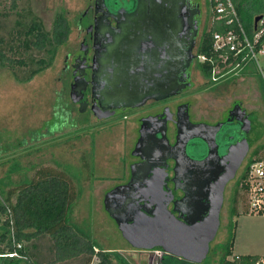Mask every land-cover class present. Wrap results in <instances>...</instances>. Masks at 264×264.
<instances>
[{
    "label": "rangeland",
    "instance_id": "374dc122",
    "mask_svg": "<svg viewBox=\"0 0 264 264\" xmlns=\"http://www.w3.org/2000/svg\"><path fill=\"white\" fill-rule=\"evenodd\" d=\"M86 1L0 0L1 46L5 49L11 46L16 57L27 60L26 65L13 69L0 67V189H3L0 201L8 188L35 176L39 167L46 168L61 172L77 193L69 208L68 220L87 232L97 248L116 250L124 259L121 263L114 258L117 264H215L231 231H234V243L229 257L237 253L264 254V214L244 210L240 188L243 164L251 156L264 154V133L224 187L220 225L200 262L164 252L160 257H153L149 249L131 246L115 224L119 212L114 213L106 201L108 193L130 177L139 121L162 105L186 101L191 122L216 123L225 118L226 108L237 99L247 109L255 110L264 125V53L259 54L257 63L225 67L224 74L216 80L206 77L195 62L190 66L192 84L188 89L169 98L122 109L103 120H97L89 111L77 109L70 113L65 101L71 68L64 62L66 54L78 47V23H85L88 18L80 14ZM194 1L200 6L198 42L212 18L206 0ZM57 11H62L70 22L67 39L59 45L48 42L42 49H25L24 31L30 23L38 21L50 31ZM40 58L47 65L24 80L39 65ZM173 128L174 123L170 121V134ZM4 216L1 213L0 220ZM7 240V236L0 238V246ZM22 245L26 255L0 256V264H85L84 254L50 262L54 250L48 235L22 241ZM96 260L93 256L91 263Z\"/></svg>",
    "mask_w": 264,
    "mask_h": 264
},
{
    "label": "flooded vegetation",
    "instance_id": "af4514ba",
    "mask_svg": "<svg viewBox=\"0 0 264 264\" xmlns=\"http://www.w3.org/2000/svg\"><path fill=\"white\" fill-rule=\"evenodd\" d=\"M199 12V3L194 0H87L80 12L82 17L86 15L88 18L85 23H78V47L66 54L67 60L64 62L71 68L67 83L68 100L65 101L69 112L77 109L89 111L97 120H103L122 109L142 105L153 99L169 98L188 89L192 84L191 65H184L190 41V25L198 26L194 40L197 43ZM126 77H132L133 80L127 90L126 83L130 84L131 80L126 82ZM240 107L250 111L241 101L232 100L226 108L225 118L216 123L187 121L189 102L186 101L162 105L142 117L133 144L135 160L131 162L130 177L106 197L114 213L121 214L125 210L122 201L134 177L145 170L149 171L152 166L154 168L158 158L167 155L178 158L176 164L173 157H168L171 164L169 177L165 181L170 188L167 207L173 208L172 198L176 196L174 187L183 189L178 193L184 195V209L186 204L194 203L195 200L189 196L191 189L196 186L203 188L205 183L211 184L222 165L227 166V162H220L216 154L206 157L213 133L216 132V142L222 146L220 153L225 152L226 146L236 140ZM168 109L178 114L175 119L166 117L165 110ZM170 121L174 123L172 134L168 132ZM195 137L200 139L199 142ZM195 146L203 147V150L199 152L194 149ZM181 152L194 162L196 159L206 160L202 164H195ZM247 161L242 166L240 180L242 174L246 173ZM174 163L178 171L176 180H173ZM149 174L153 175L149 183V191H152L149 196L154 199L158 187V170L150 171ZM202 201H207V197H203ZM119 206L122 209H118ZM204 212L205 209L191 218H198Z\"/></svg>",
    "mask_w": 264,
    "mask_h": 264
},
{
    "label": "trees",
    "instance_id": "16d2710c",
    "mask_svg": "<svg viewBox=\"0 0 264 264\" xmlns=\"http://www.w3.org/2000/svg\"><path fill=\"white\" fill-rule=\"evenodd\" d=\"M233 2L245 30L252 33L255 15H264V0H233ZM190 26V41L184 66L197 62L204 75L211 78L213 65L211 59L217 57V52L212 47V33L215 30L222 31L225 27L218 21H212L210 27L203 30L199 41L195 44L198 26ZM69 31L68 18L62 11H57L53 16L50 31L44 29L38 21L31 22L24 31L25 40L22 45L25 49L29 47L42 49L48 42L59 45L67 39ZM260 41H264V31ZM1 45L0 39V67L13 69L17 65L27 64L25 57H16L11 46L5 49ZM202 55L204 58L199 60L198 57ZM231 56L232 54H229V59ZM37 62L39 65L31 70L24 80H29L33 74L47 65L46 60L41 58ZM252 157H249L247 162ZM35 174L8 188L5 197L0 201V214H5L1 222L3 229L0 238L2 240L5 236L8 238L4 244H1L0 253L16 249L19 255H26L22 241H29L44 234L48 235L53 243L54 257L50 262L66 260L81 254L86 256L85 264H117L115 260L124 261L116 250L97 248L94 239L87 232L68 220V211L77 193L61 172L39 167ZM244 175L245 172L242 176ZM7 182L8 180L5 183ZM2 190L0 189V193ZM13 193H15L14 199L11 200ZM17 243L21 246L17 247ZM233 243L234 231H231L229 238L223 243L224 250L215 264H254L260 259L264 260V254L259 253H237L229 257ZM93 256L97 260L91 263Z\"/></svg>",
    "mask_w": 264,
    "mask_h": 264
},
{
    "label": "water",
    "instance_id": "95a60500",
    "mask_svg": "<svg viewBox=\"0 0 264 264\" xmlns=\"http://www.w3.org/2000/svg\"><path fill=\"white\" fill-rule=\"evenodd\" d=\"M260 17H262V14L255 15L254 25H256ZM131 79L132 77H126V82ZM132 82L133 80H131L130 84L126 83V90L132 86ZM239 110H241V117L236 130V140L226 146L225 152L220 153L222 146L219 145L218 141L216 142L215 132L212 134L211 143L209 144L211 148L208 146L209 152L206 159L213 153L218 156L220 162H227V166L223 167L221 164L222 168L218 176L212 179L211 184L208 183L207 185L205 183L206 185L203 188L196 186L191 189L189 196L195 201L192 204H186L188 206H186V209L183 208L185 205H182L184 203L182 201L184 195L180 196V192L178 193L179 190H183L182 187L173 188L176 195L172 198L174 202L173 208L169 209L167 207L170 188L165 181L169 177L168 171L171 164L169 158L173 157L177 164L178 158L176 156L167 155L158 158L154 168L152 166L149 171L145 170V172L139 173L136 178L134 177L122 201V206L125 208L122 211H126V215L122 212L119 216H116L115 223L121 235L131 246L146 249L159 246L166 254L182 257L190 261H202L209 251L210 241L216 235L220 225V212L223 204L225 184L235 175L236 169L248 149L264 133V125L258 120L255 110L246 111L241 107ZM165 113L167 118L173 119L178 115L172 112L171 109L165 110ZM186 119L190 122L188 114ZM187 138H191V135ZM166 142L169 144L167 139ZM194 149L200 152L203 147L196 148L195 146ZM180 154L188 158L182 152ZM206 159H196V163L191 159L189 160L195 164H202ZM175 163L173 165V180H176V174L178 173ZM153 170H158L159 175L157 177V194L154 199L149 196L152 192L149 191V188H151L149 183L153 178V175L149 174V172ZM204 194L207 197L205 202L202 201L203 197H205ZM140 201L142 203H139ZM121 207L119 206L118 209H122ZM203 209H205L204 214L198 218H191L195 217L199 211L202 212ZM187 214L190 215L187 216Z\"/></svg>",
    "mask_w": 264,
    "mask_h": 264
},
{
    "label": "built area",
    "instance_id": "2783aa9c",
    "mask_svg": "<svg viewBox=\"0 0 264 264\" xmlns=\"http://www.w3.org/2000/svg\"><path fill=\"white\" fill-rule=\"evenodd\" d=\"M211 12L212 21H218L225 29L212 33V47L217 52L216 59H211L213 65L211 77L218 79L224 74L225 67L240 65L246 62H258L260 53H264V41L260 36L264 31V15L258 19L252 33H248L238 15L233 0H206ZM229 54H232L229 59ZM203 59L204 56L202 55ZM244 210L264 214V154L253 156L247 164L244 177L240 180ZM17 247L21 244L17 243ZM153 257H160L165 251L155 246L149 249ZM2 254V253H0ZM7 256H16V249L4 252ZM254 264H264L260 259Z\"/></svg>",
    "mask_w": 264,
    "mask_h": 264
},
{
    "label": "crops",
    "instance_id": "0c3cea01",
    "mask_svg": "<svg viewBox=\"0 0 264 264\" xmlns=\"http://www.w3.org/2000/svg\"><path fill=\"white\" fill-rule=\"evenodd\" d=\"M1 218V217H0ZM3 219V218H2ZM2 220H0V232H2V229H3V225L1 223Z\"/></svg>",
    "mask_w": 264,
    "mask_h": 264
}]
</instances>
